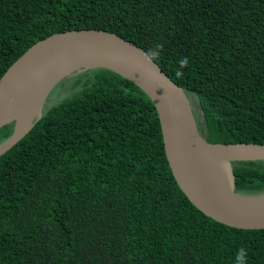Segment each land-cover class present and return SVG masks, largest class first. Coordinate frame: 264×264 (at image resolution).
<instances>
[{
    "label": "trees",
    "instance_id": "trees-1",
    "mask_svg": "<svg viewBox=\"0 0 264 264\" xmlns=\"http://www.w3.org/2000/svg\"><path fill=\"white\" fill-rule=\"evenodd\" d=\"M74 28L144 48L197 96L208 141L264 143V0H0V78ZM70 78L0 156V264H264V228L220 222L183 192L140 86L103 66ZM14 130L2 126L0 143ZM233 167L236 191L264 192L263 159Z\"/></svg>",
    "mask_w": 264,
    "mask_h": 264
},
{
    "label": "water",
    "instance_id": "water-1",
    "mask_svg": "<svg viewBox=\"0 0 264 264\" xmlns=\"http://www.w3.org/2000/svg\"><path fill=\"white\" fill-rule=\"evenodd\" d=\"M84 58L97 62L83 64ZM98 66L129 78L154 102L170 167L195 206L230 226L264 228V195L236 191L233 167L235 161L264 160V143L208 141L199 129L185 89L144 48L109 30L55 32L32 44L7 68L0 78V128L15 121V130L0 143V156L28 134L43 115L42 104L36 116L25 115L18 125L26 95L38 79L54 68L62 71L59 81L77 70Z\"/></svg>",
    "mask_w": 264,
    "mask_h": 264
},
{
    "label": "bare ground",
    "instance_id": "bare-ground-1",
    "mask_svg": "<svg viewBox=\"0 0 264 264\" xmlns=\"http://www.w3.org/2000/svg\"><path fill=\"white\" fill-rule=\"evenodd\" d=\"M95 62H97V59L95 60H93V58L82 59L83 64H92ZM60 73H62L61 70L54 68V70L49 71L44 78H40L34 83V85L29 90L28 94L26 95V98L23 102L22 110L18 115V121H19L18 125L22 123L23 117L25 115L31 114L33 116H36L38 114L39 110L42 107V104L44 105L47 96L45 95L46 91L49 92V90L58 80L59 78L58 76L60 75Z\"/></svg>",
    "mask_w": 264,
    "mask_h": 264
},
{
    "label": "rangeland",
    "instance_id": "rangeland-1",
    "mask_svg": "<svg viewBox=\"0 0 264 264\" xmlns=\"http://www.w3.org/2000/svg\"><path fill=\"white\" fill-rule=\"evenodd\" d=\"M85 69L77 70L75 72L67 74L66 77L64 76L59 81H57L55 85L52 87V89L50 90L44 102L43 108L46 110V108L50 104L57 102L60 99L64 98L65 96L69 95L73 91L71 87L72 78L70 77H73L74 75H76L79 72H82ZM190 98L192 102V107H194L193 110H195L199 114L201 112V109H200V106L197 100V96L195 94H191ZM260 195H264V192L260 193Z\"/></svg>",
    "mask_w": 264,
    "mask_h": 264
},
{
    "label": "clouds",
    "instance_id": "clouds-1",
    "mask_svg": "<svg viewBox=\"0 0 264 264\" xmlns=\"http://www.w3.org/2000/svg\"><path fill=\"white\" fill-rule=\"evenodd\" d=\"M158 48L159 47H162V46H157ZM181 65L183 66H186L188 64V58H183L181 61H180ZM241 255H246V250L241 248L238 250V253H237V259L239 260V258L241 257Z\"/></svg>",
    "mask_w": 264,
    "mask_h": 264
}]
</instances>
